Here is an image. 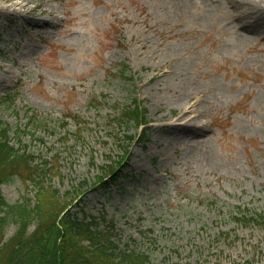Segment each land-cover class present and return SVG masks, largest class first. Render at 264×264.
<instances>
[{"label":"rangeland","instance_id":"rangeland-1","mask_svg":"<svg viewBox=\"0 0 264 264\" xmlns=\"http://www.w3.org/2000/svg\"><path fill=\"white\" fill-rule=\"evenodd\" d=\"M0 120L29 155L9 204L56 191L149 264H264V0H0Z\"/></svg>","mask_w":264,"mask_h":264},{"label":"trees","instance_id":"trees-1","mask_svg":"<svg viewBox=\"0 0 264 264\" xmlns=\"http://www.w3.org/2000/svg\"><path fill=\"white\" fill-rule=\"evenodd\" d=\"M127 70L128 67L123 66L121 74L129 81L132 77L125 75ZM121 115L126 123L133 122L139 128L146 124L147 109L133 98L123 107ZM8 134L9 126L0 120V188L17 173L22 163L27 165L29 156L11 145ZM20 136L18 133L19 143ZM140 136H146L145 129ZM123 141L126 145L123 156L102 168L105 176L98 178L95 185L117 182L127 168L131 157L128 148L136 140L127 136ZM80 185L85 187L88 183L85 181ZM50 195L52 199L40 195L34 204L11 205L0 189V264H149L144 253L133 250L118 253L119 247L113 240L114 224L110 223L107 230H102L101 219L85 213L79 218L72 205L63 204V197L56 191L49 192ZM259 217L263 219L261 215ZM10 225L17 226V230L11 238L3 241ZM31 226L34 228L29 233Z\"/></svg>","mask_w":264,"mask_h":264},{"label":"bare ground","instance_id":"bare-ground-1","mask_svg":"<svg viewBox=\"0 0 264 264\" xmlns=\"http://www.w3.org/2000/svg\"><path fill=\"white\" fill-rule=\"evenodd\" d=\"M240 17H241V21L243 22L244 26H247L249 30L253 29V25L250 23V20L246 17V15L241 13ZM187 112L188 110L185 111V113ZM184 123L187 124L186 127L179 126L178 124H172V128L175 129L179 135L183 133V131L190 132L194 135L202 133L199 125L197 127L194 126V124L191 123L190 120H187Z\"/></svg>","mask_w":264,"mask_h":264}]
</instances>
